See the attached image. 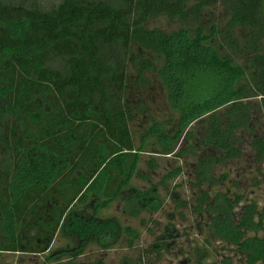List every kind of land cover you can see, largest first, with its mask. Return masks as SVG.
I'll return each mask as SVG.
<instances>
[{"label":"trees","instance_id":"16d2710c","mask_svg":"<svg viewBox=\"0 0 264 264\" xmlns=\"http://www.w3.org/2000/svg\"><path fill=\"white\" fill-rule=\"evenodd\" d=\"M143 152L188 166L186 199L177 171L144 186ZM237 172L264 190V0H0V255L152 263L175 215L131 257L139 234L101 211L158 214L165 193L201 242L187 264H264V202Z\"/></svg>","mask_w":264,"mask_h":264},{"label":"rangeland","instance_id":"374dc122","mask_svg":"<svg viewBox=\"0 0 264 264\" xmlns=\"http://www.w3.org/2000/svg\"><path fill=\"white\" fill-rule=\"evenodd\" d=\"M156 100L159 102V111H166V104L165 100L162 97V95L158 96ZM147 149H145L146 152H150L151 144L155 142L154 138H151L150 140L147 139ZM139 145V139L138 137L135 138V146L137 147ZM139 170L143 173L149 175L151 179V183L144 185L146 188L150 184L158 183L165 175H171L177 171L176 177L173 179L172 177L169 179V184L171 186L179 185V187L182 186L183 189V198H187L188 193V183H190V180H188V166L186 167L184 164L177 161V159L173 155H155L151 153H141L139 156ZM246 161H249L246 159ZM149 163L156 166L155 171H149L151 170L148 165ZM229 170V169H226ZM251 175H252V171ZM231 173L234 175V169L231 170ZM237 180L241 183V187L245 189V192L247 194H250L249 198H254L256 201L259 202V205H262L264 202V190L262 187H259L258 189H250L249 188V180L250 175H248V178H244V175L240 172L236 173V177H238ZM134 188H140L142 187V183L133 182L132 185ZM161 198L163 199L164 203V209L159 212L158 214H142L138 218H128L122 214V204L121 203H113L108 207L107 209L101 211V215L104 217L115 219L118 224L121 226L122 229L126 228H132L139 234V240L135 242V250H133L132 253H129L131 257L137 255V252L139 250H146L148 249L155 241L158 239L163 231L164 227L168 224L169 217H167L168 214H174L175 218L177 219L175 222H173L174 225H176V230L179 235V241L175 244V246L170 250L169 253L163 254V256L160 259H154L152 260V263H147L145 260L144 264H187L190 260H195L194 258H197L201 255V252L195 251L193 249L194 246L200 247L201 242L198 240V233L195 229V224L190 222L189 216L184 213L185 219L181 222H179V217L176 216L174 212L173 205L170 204V202L167 200L165 193L161 194ZM121 239H124L123 236H121ZM167 245L171 246V241L166 240L165 241ZM192 245V248L190 246ZM70 245L68 240L65 239V237L60 236L57 238L56 242L53 245V250H58L65 248V246ZM71 246V245H70ZM216 247H218L216 245ZM186 250L185 253H189L190 249L191 255L187 256V254H182L179 251ZM199 249V248H198ZM218 250V249H217ZM225 255H228L227 252H224ZM126 254V252H123L120 245H118L115 249L110 251H100L95 246H89L85 250V255L80 260L83 261H95L101 259L103 264H120L121 257ZM211 257L210 259H212ZM217 259H219V256H217ZM42 261L41 257H22V256H13L9 254H1L0 255V264H39ZM141 264H143L141 262Z\"/></svg>","mask_w":264,"mask_h":264}]
</instances>
